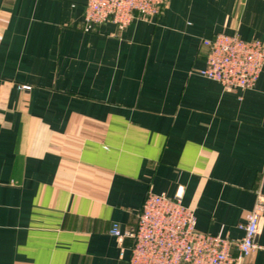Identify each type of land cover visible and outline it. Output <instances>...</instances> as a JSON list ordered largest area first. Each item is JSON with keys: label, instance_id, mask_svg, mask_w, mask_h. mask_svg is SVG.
I'll list each match as a JSON object with an SVG mask.
<instances>
[{"label": "crops", "instance_id": "obj_1", "mask_svg": "<svg viewBox=\"0 0 264 264\" xmlns=\"http://www.w3.org/2000/svg\"><path fill=\"white\" fill-rule=\"evenodd\" d=\"M86 0H0V264H129L152 191L238 239L264 195V67L251 88L199 75L218 33L264 45V0H167L119 29ZM260 248L242 264H264ZM235 253V249H232Z\"/></svg>", "mask_w": 264, "mask_h": 264}, {"label": "built area", "instance_id": "obj_2", "mask_svg": "<svg viewBox=\"0 0 264 264\" xmlns=\"http://www.w3.org/2000/svg\"><path fill=\"white\" fill-rule=\"evenodd\" d=\"M167 0H86L83 22L95 27L106 21L119 29L135 18L159 15ZM202 44L208 48L204 65L196 72L219 82L225 90L251 88L264 67V45L258 39L245 40L238 33H218ZM182 187L173 196L148 191L137 214L135 226L121 232L112 223L110 233L130 236L129 264H242L260 248L255 237L264 210V195L258 189L251 210L238 223V239L200 232L193 209L182 203ZM235 253H232V249Z\"/></svg>", "mask_w": 264, "mask_h": 264}]
</instances>
